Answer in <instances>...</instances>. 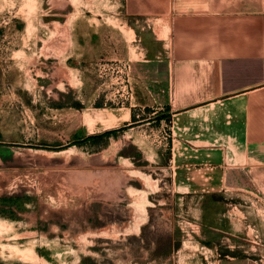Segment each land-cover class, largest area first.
<instances>
[{"label":"rangeland","instance_id":"1","mask_svg":"<svg viewBox=\"0 0 264 264\" xmlns=\"http://www.w3.org/2000/svg\"><path fill=\"white\" fill-rule=\"evenodd\" d=\"M123 2L0 0V264H215L175 197L170 121L126 75Z\"/></svg>","mask_w":264,"mask_h":264},{"label":"crops","instance_id":"2","mask_svg":"<svg viewBox=\"0 0 264 264\" xmlns=\"http://www.w3.org/2000/svg\"><path fill=\"white\" fill-rule=\"evenodd\" d=\"M123 3L140 43L126 75L170 121L192 233L215 264H264V0Z\"/></svg>","mask_w":264,"mask_h":264},{"label":"trees","instance_id":"3","mask_svg":"<svg viewBox=\"0 0 264 264\" xmlns=\"http://www.w3.org/2000/svg\"><path fill=\"white\" fill-rule=\"evenodd\" d=\"M115 133H117V130H110V131H106L104 133L101 134H96V135H91L83 140H78L75 141L74 143L70 144V145H76V144H81V143H86V142H93L94 144H98L100 143L105 137L107 136H111L114 135Z\"/></svg>","mask_w":264,"mask_h":264}]
</instances>
